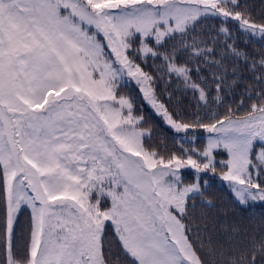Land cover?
<instances>
[{"label":"snow or ice","instance_id":"6c2138e0","mask_svg":"<svg viewBox=\"0 0 264 264\" xmlns=\"http://www.w3.org/2000/svg\"><path fill=\"white\" fill-rule=\"evenodd\" d=\"M248 8L240 0H0V264H120L112 259L109 222L126 264H259L264 241L250 253L225 255L199 238L189 211L204 196L198 174L217 172V149L228 156L219 161L221 178L240 203L264 202V54L250 58L225 40L215 59L219 34L232 38L228 23L264 40V19ZM210 18H222L217 36L197 33ZM226 52L252 60L258 102L243 114L211 112L207 122L172 112L158 78L141 66L162 58L166 75L207 106V80L192 74L200 61L214 67V99L221 101ZM238 71L233 65L232 85ZM129 80L176 133L215 135L203 150L181 145L164 156L146 147L145 117L119 93ZM187 168L197 173L192 183L182 176ZM25 205L31 226L18 241L14 226Z\"/></svg>","mask_w":264,"mask_h":264},{"label":"trees","instance_id":"16d2710c","mask_svg":"<svg viewBox=\"0 0 264 264\" xmlns=\"http://www.w3.org/2000/svg\"><path fill=\"white\" fill-rule=\"evenodd\" d=\"M241 4L249 5L248 11L252 13L254 18L259 22L264 19L262 16V5L264 0H240ZM222 18H210L205 21L203 29H197V33H210L212 36H217V30L221 26ZM232 32V38L229 39L223 33L219 34V45H217V55L215 59H221L220 51L224 41L233 43L242 52L248 53L250 58L259 59L261 54H264V40L259 37H249L246 33L238 30L236 23L231 22L226 25ZM194 33L193 35H197ZM191 42V41H189ZM175 43V41L173 42ZM189 54L185 53L179 56L180 63L188 60ZM226 59L223 61L229 68V74L226 82L222 85L220 96L221 101H215L217 92L213 81V72L216 71L211 65L205 66L200 61L201 71L199 74L193 73V79L200 82L199 77H204L207 80V90L209 92V101L205 106L203 101L199 100L198 92L191 88H186L181 83L180 79L175 75L170 78L166 75L167 70L164 68L163 59L147 58L146 63H142L145 71L150 72L154 77H157L155 85L160 98L169 107L172 112H179L187 120H195L197 116L204 119L206 122L211 118L210 113L216 112L221 118L229 108L237 110L239 114H243L249 109L253 102H258L254 92L260 90L261 85L255 79L260 73L258 70L251 68L252 60L247 64L243 60L234 59L230 53H225ZM137 62H140L139 60ZM233 65L238 66L239 71L236 84L232 85L231 81L236 79L231 75ZM167 81V83H166ZM204 86V85H202ZM119 93L129 96L133 100V114L143 115L145 122L143 127L151 131V138H145V146L157 150L161 155L168 156L172 152H179L181 146L172 139L173 130L166 126L162 118L157 115L145 101L139 86L135 83H126L120 86ZM171 94V99L168 94ZM244 104L240 107V101ZM199 134H205L204 129H194ZM203 144V141H200ZM196 146L197 150H201V145ZM188 149H193L192 145ZM217 158V172L202 173L200 183L204 191L203 197H197L190 201L194 207L190 208L194 231L198 232L199 238L205 242L211 239L213 245L217 248L225 249V255L239 256L244 253H250L254 245H258L264 241V203H252L242 205L234 199L229 189L220 184V173L225 169L219 161H224L228 158L227 153L222 149L214 151ZM187 174V173H185ZM190 180L191 183L195 180L194 175L190 173L189 177L184 181ZM205 181L207 182L205 184ZM211 201L207 204L204 200ZM4 201L2 192H0V222L4 216ZM31 226V209L23 208L17 216V223L14 226L18 241L23 240L30 230ZM108 242L111 243L112 259H119L120 264H126V258L122 255L119 244L114 235V230L109 224L107 231ZM2 259V255H0ZM259 264H264V256L257 255Z\"/></svg>","mask_w":264,"mask_h":264},{"label":"rangeland","instance_id":"374dc122","mask_svg":"<svg viewBox=\"0 0 264 264\" xmlns=\"http://www.w3.org/2000/svg\"><path fill=\"white\" fill-rule=\"evenodd\" d=\"M127 83H135V82L129 80ZM145 101L148 103L147 100H145ZM148 105L152 108V106H151L149 103H148ZM152 110L156 113V111H155L153 108H152ZM156 114L159 115L158 113H156ZM159 116H160V115H159ZM160 117L162 118L163 123H164L166 126H168L170 129H172L171 126L168 125V124L165 122L164 118H163L162 116H160ZM145 130H147V129H145ZM172 130H173L174 134H172L171 138H172L173 140L176 139V140H174V141H175L176 143H178L180 146L183 145V147H184L185 149L190 148L191 145H192L193 149H196V146H198V145L200 144V141H201V142L203 141V144H204V145L200 144V145H201L200 147L203 146L202 149H201V150H203V149L206 147L207 143H208V138H209V136H214V135H215V134H210V133H207V132H205V134H199L198 131H196V130H194V129H193V130H190L189 133H176L174 129H172ZM147 131H150V130H147ZM150 133H151V131H150ZM191 136H195V140L187 139V137H191ZM147 138H148V137H146V139H147ZM150 138H151V137H150ZM217 150H218V149H217ZM215 151H216V150H215ZM227 159H228V158H227ZM227 159H226V160H227ZM181 173H182V176H183L184 179L188 178L189 175H190V173H192V174L194 175V178H195V179H196V176H197V173L195 172V170H194V169H191V168L182 169V170H181ZM185 173H187V174H185ZM201 174H202V173L198 174V175L200 176V178H201ZM193 182H194V181H193ZM185 183H191V181H190V180H187V181H185ZM219 183L222 184V185H224V186H226V187L229 189V191L232 193V196L234 197V199L240 203V201L236 198L234 192L232 191V189H231V187H230L228 181H225V180H223L222 178H220ZM205 184H206V183H205ZM201 187H202V186H201ZM252 203H264V202L255 201V202H249L248 204H252ZM242 205H244V204H242ZM23 208H28V207L25 205V206H22L21 209H23ZM29 209H30V208H29ZM18 214H19V213H18ZM17 216H18V215H17ZM109 224H110V222H109ZM111 228H112V227H111Z\"/></svg>","mask_w":264,"mask_h":264}]
</instances>
